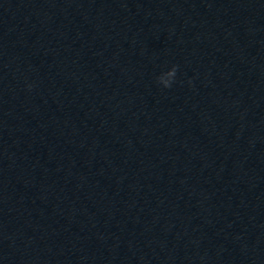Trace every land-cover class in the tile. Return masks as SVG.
Listing matches in <instances>:
<instances>
[{"label":"water","instance_id":"1","mask_svg":"<svg viewBox=\"0 0 264 264\" xmlns=\"http://www.w3.org/2000/svg\"><path fill=\"white\" fill-rule=\"evenodd\" d=\"M0 264H264V0H52L3 34Z\"/></svg>","mask_w":264,"mask_h":264},{"label":"clouds","instance_id":"2","mask_svg":"<svg viewBox=\"0 0 264 264\" xmlns=\"http://www.w3.org/2000/svg\"><path fill=\"white\" fill-rule=\"evenodd\" d=\"M178 67V65H173L168 71L162 72L157 77L158 84L162 85L164 88H171L175 80ZM29 88H31V85H29Z\"/></svg>","mask_w":264,"mask_h":264}]
</instances>
